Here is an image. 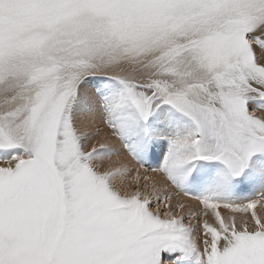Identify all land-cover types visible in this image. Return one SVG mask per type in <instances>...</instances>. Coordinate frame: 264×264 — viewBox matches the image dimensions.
Masks as SVG:
<instances>
[{
    "label": "snow or ice",
    "instance_id": "snow-or-ice-1",
    "mask_svg": "<svg viewBox=\"0 0 264 264\" xmlns=\"http://www.w3.org/2000/svg\"><path fill=\"white\" fill-rule=\"evenodd\" d=\"M0 264H264V0H0Z\"/></svg>",
    "mask_w": 264,
    "mask_h": 264
},
{
    "label": "rangeland",
    "instance_id": "rangeland-1",
    "mask_svg": "<svg viewBox=\"0 0 264 264\" xmlns=\"http://www.w3.org/2000/svg\"><path fill=\"white\" fill-rule=\"evenodd\" d=\"M113 161H115V158H113ZM110 162H105V167H107L108 166V164H109Z\"/></svg>",
    "mask_w": 264,
    "mask_h": 264
},
{
    "label": "bare ground",
    "instance_id": "bare-ground-1",
    "mask_svg": "<svg viewBox=\"0 0 264 264\" xmlns=\"http://www.w3.org/2000/svg\"><path fill=\"white\" fill-rule=\"evenodd\" d=\"M115 158V157H114ZM151 175H155L154 173H152ZM257 211H258V213L260 212V208H259V206H258V208H257Z\"/></svg>",
    "mask_w": 264,
    "mask_h": 264
}]
</instances>
